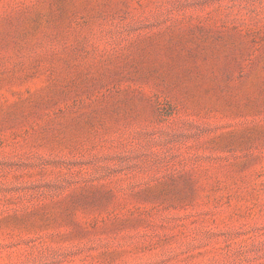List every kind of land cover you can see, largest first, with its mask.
Returning <instances> with one entry per match:
<instances>
[{"label": "rangeland", "instance_id": "1", "mask_svg": "<svg viewBox=\"0 0 264 264\" xmlns=\"http://www.w3.org/2000/svg\"><path fill=\"white\" fill-rule=\"evenodd\" d=\"M0 264H264V0H0Z\"/></svg>", "mask_w": 264, "mask_h": 264}]
</instances>
